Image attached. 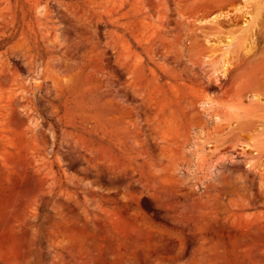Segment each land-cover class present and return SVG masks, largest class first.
Segmentation results:
<instances>
[{"label":"rangeland","instance_id":"rangeland-1","mask_svg":"<svg viewBox=\"0 0 264 264\" xmlns=\"http://www.w3.org/2000/svg\"><path fill=\"white\" fill-rule=\"evenodd\" d=\"M0 264H264V0H0Z\"/></svg>","mask_w":264,"mask_h":264},{"label":"bare ground","instance_id":"bare-ground-1","mask_svg":"<svg viewBox=\"0 0 264 264\" xmlns=\"http://www.w3.org/2000/svg\"><path fill=\"white\" fill-rule=\"evenodd\" d=\"M247 14V16H249V17H251V19H252V21L254 20V18H255V16H253V15H251V14H249V13H246ZM243 16H244V14H243ZM218 18L219 17H217V16H215V17H213V20L214 21H217L218 20ZM244 17H242V19H243ZM245 20V23H246V26H249L250 24V22L248 21V23H247V20H246V18L244 19ZM244 20H243V22H244ZM236 21H237V19H236ZM217 24V23H216ZM234 39L232 38V36H229V38H228V42H229V45L232 43V41H233ZM229 51H226V53L224 54V57L220 60V62H221V64H222V68L220 69V70H217V71H219L223 76H225L226 74H227V70H228V66H230V62H229V59H228V57H229ZM219 62V63H220ZM219 66V65H218ZM220 68V67H219ZM208 105L209 104H207V103H205L204 104V108H207L208 107ZM208 109V108H207Z\"/></svg>","mask_w":264,"mask_h":264}]
</instances>
